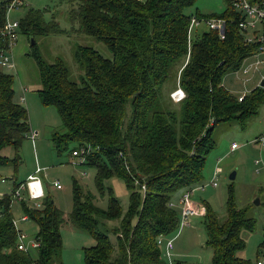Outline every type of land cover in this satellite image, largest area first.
I'll return each mask as SVG.
<instances>
[{
	"label": "trees",
	"instance_id": "1",
	"mask_svg": "<svg viewBox=\"0 0 264 264\" xmlns=\"http://www.w3.org/2000/svg\"><path fill=\"white\" fill-rule=\"evenodd\" d=\"M12 1L0 0V29ZM196 1L57 0L67 7L70 32L92 38L109 54L105 57L88 45L74 43L71 64L59 56L44 60L35 41L68 34L59 27L56 11L29 8L17 22L18 35L34 41L32 46L29 43L28 57L37 73L39 103L54 108L63 130L50 137L55 151L93 170L95 190L100 197L106 193L108 202L106 210H100L75 180L67 216L43 192L39 200L28 199L41 201V209L22 207L23 221H31L36 230L34 247L28 251L23 243L19 250L22 234L13 222L11 206L16 202L14 193L26 181L14 180L11 192L0 195V264H61L64 226L92 238L93 245L82 249L84 264H168L157 240H168L186 227L180 225L174 202L216 185L218 174L213 172L207 183L202 176L216 145L214 129L232 123L244 131L264 104L259 86L238 102L222 85L224 76L237 72L256 50V45L243 43L237 28L239 13L225 0L226 8L219 15L188 14ZM48 13L51 18L46 22ZM191 18L221 19L223 38L206 29L196 37L191 32L188 43ZM13 48L6 49L5 40H0V61ZM9 59L13 61L11 55ZM13 74L15 65L13 70L0 66V151H14L10 161L0 157V169L20 163L18 150L29 134L28 113L18 104L25 102L28 90L22 94L18 86L16 98ZM178 89L183 97L175 102L171 95ZM35 136L31 139L30 134V140ZM73 153L78 156L72 157ZM112 177L127 193L124 208L105 186ZM233 202L228 187L224 217L204 205L198 206L203 215L188 217V222L201 219L205 247L211 253L209 264H254L262 258V244L253 263L237 256L245 247L241 233H253L256 220L250 207L238 209ZM111 221L116 226L109 227ZM262 229L263 235L264 225Z\"/></svg>",
	"mask_w": 264,
	"mask_h": 264
},
{
	"label": "rangeland",
	"instance_id": "2",
	"mask_svg": "<svg viewBox=\"0 0 264 264\" xmlns=\"http://www.w3.org/2000/svg\"><path fill=\"white\" fill-rule=\"evenodd\" d=\"M143 2L144 0H138ZM35 10L47 9L50 13L57 12L56 21L61 29L68 31L67 35L48 38H41L35 41L38 51L43 59L50 62L59 56L71 64V52L73 44L88 45L105 57H109L108 52L102 44L97 43L92 38L81 35L76 36L70 32L65 14L67 7L59 5L57 0H25L22 7L12 9L7 13V20L18 22L22 19L27 9ZM226 8L225 0H197L188 14L197 11L200 15H219ZM50 13L44 19L48 22ZM206 31L205 25H199L192 30V36L196 37ZM30 46L28 39L23 35H18L15 48L11 52V57L15 65L14 92L16 98L19 97L18 86L28 90L25 94V102L20 104L28 113L29 134L22 141L18 150L20 163L8 165L0 169V195H8L12 190V183H24L28 176H32L37 169L40 170L38 176L41 179V188L44 197L51 199L53 205L64 216L69 215L72 210L71 182L75 180L85 192L90 193L96 200L97 207L104 211L107 208L108 197L105 193L99 196L95 190L93 178L94 171L79 166L75 158H70L67 153L58 154L50 137L53 133L63 132L60 121L53 107H43L35 93L38 87L37 73L35 67L28 57ZM8 55V57H10ZM254 63L253 57L245 59L239 70L235 73L226 74L222 80L224 89L236 98L249 95L256 89L264 77V66L259 67L258 72L248 69ZM73 68V66H72ZM73 73L76 70L73 69ZM264 93V88H261ZM246 130L240 131L232 123L218 125L214 129L216 145L214 150L208 155L202 171L204 183H207L216 168L220 173L215 178V187L204 186L201 189L190 193V204L198 207L204 205L218 217H224V209L227 201V189L232 187L233 203L238 209L250 207V215L256 220L253 233L242 232L241 237L245 247L237 256L253 263L257 255V249L263 241L264 225V144L259 149L258 141L264 136V104L258 109L256 116L248 122ZM35 133L33 141L30 134ZM235 145L236 150L230 152V146ZM0 157L5 160H12L14 151L5 148L0 151ZM258 163L255 165V163ZM15 168V171L13 170ZM234 173V179L228 180V176ZM57 182L60 190L52 188V184ZM26 183V182H25ZM105 186L111 190L112 196L120 201L121 207L127 205L128 197L121 182L115 178H110ZM14 191V190H13ZM18 199L11 206V214L16 229L24 236V245L27 250H31L29 245L33 242L35 226L29 221H22L24 215L22 207L27 209H41V201L33 203L27 198V191L24 187L17 189ZM259 204L254 206L255 199ZM182 206L174 202L173 209L179 216ZM116 221L107 223L109 227L116 226ZM62 250L60 252L61 264H84L82 249L93 245L92 238L86 233L76 232L64 226L61 233ZM113 240V238H112ZM172 242V249L169 252L171 261L184 262L186 264H209L211 253L206 249V234L200 218H191L188 226L181 227L174 237L168 239ZM167 241V240H165ZM164 243V242H163ZM161 254L165 259L164 245H160Z\"/></svg>",
	"mask_w": 264,
	"mask_h": 264
},
{
	"label": "built area",
	"instance_id": "3",
	"mask_svg": "<svg viewBox=\"0 0 264 264\" xmlns=\"http://www.w3.org/2000/svg\"><path fill=\"white\" fill-rule=\"evenodd\" d=\"M232 7L235 9L237 13L240 15V20L237 23V28L239 30V33L243 37V43L245 45H256V50L253 52V54L250 57H253L254 63L249 65L248 69L244 70V72H247L251 70L252 72H258L259 67L264 66V0H229ZM24 0H13L11 4L8 7V10L5 15V21L3 27L0 29V40H5V47L6 49L11 50L18 39V23L17 22H11L7 20V13L15 9L23 4ZM205 25L207 30L215 31L217 35H219L220 38H223L222 34L224 31V22L221 19H215V18H191L189 25L187 27V40L188 43L190 42V34L193 30V28L199 26V25ZM1 54V53H0ZM3 58L2 61H0V66L3 67L6 70H13L14 69V63L11 59ZM263 81V88H264V77L262 78ZM20 91L22 94L26 93V89L24 87L20 86ZM183 93L178 89L176 90L172 95L171 98L173 101H179L182 99ZM244 96H241L237 99L238 102H241ZM19 101L21 103L24 102V97L21 96L19 98ZM35 136V133H31V139ZM258 145H263L264 143V136H262L258 141ZM237 147L235 145L230 146V152L236 150ZM78 155L73 153L72 157H77ZM38 169L36 171L35 175L29 176L26 180V183L24 185V188L27 191L28 199L30 200H39L42 197V188H41V181L39 177L37 176ZM220 173V169L216 168L213 175H217ZM215 179V177H214ZM214 182L212 183V186H214ZM53 186L56 189H59V185L55 182L53 183ZM189 195H184L180 198L178 203L182 206L181 213H180V225L181 226H187L188 225V217L191 216H201L204 214V209L202 207H195L194 205L190 204L189 201ZM14 197L18 199L17 192L14 193ZM25 220V218H22V221ZM24 236L20 235V245L18 246L19 250L24 249L23 241ZM164 242V243H163ZM157 244L164 245L165 249V258L168 262V264H172L170 251L172 249V242L171 240H162L161 238L157 240ZM31 247H34V243L31 242ZM261 253L262 258L257 259L254 264H264V234H263V241L261 245Z\"/></svg>",
	"mask_w": 264,
	"mask_h": 264
},
{
	"label": "water",
	"instance_id": "4",
	"mask_svg": "<svg viewBox=\"0 0 264 264\" xmlns=\"http://www.w3.org/2000/svg\"><path fill=\"white\" fill-rule=\"evenodd\" d=\"M29 43L30 45L32 46L34 44V41L32 40V38H29ZM259 87L260 88H263V81L260 82L259 84ZM234 179V173H231L229 176H228V180H233ZM254 206L258 205L259 202H258V199L256 198L253 203H252Z\"/></svg>",
	"mask_w": 264,
	"mask_h": 264
},
{
	"label": "crops",
	"instance_id": "5",
	"mask_svg": "<svg viewBox=\"0 0 264 264\" xmlns=\"http://www.w3.org/2000/svg\"><path fill=\"white\" fill-rule=\"evenodd\" d=\"M206 29H207V28H206ZM14 48H15V47H14ZM36 171H37V170H36ZM35 174H36V172H35L33 175H35ZM28 177H29V176H28ZM28 177H27V178H28Z\"/></svg>",
	"mask_w": 264,
	"mask_h": 264
}]
</instances>
